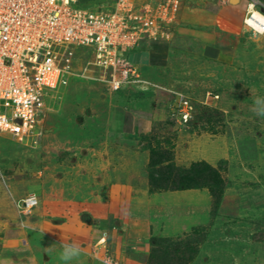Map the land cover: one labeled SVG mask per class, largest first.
Returning a JSON list of instances; mask_svg holds the SVG:
<instances>
[{
	"label": "rangeland",
	"instance_id": "374dc122",
	"mask_svg": "<svg viewBox=\"0 0 264 264\" xmlns=\"http://www.w3.org/2000/svg\"><path fill=\"white\" fill-rule=\"evenodd\" d=\"M180 3L140 43L166 42L163 65L128 57L148 85L114 92L71 79L43 91L32 133H0V264H264V115L254 110L264 106V34L244 24L248 0ZM60 51L73 52L75 69L91 60L86 48ZM179 95L194 105L187 126L171 116ZM136 111L149 123L131 136L123 119ZM194 163L219 172L221 200L172 187V170ZM27 197L36 204L23 215Z\"/></svg>",
	"mask_w": 264,
	"mask_h": 264
},
{
	"label": "built area",
	"instance_id": "2783aa9c",
	"mask_svg": "<svg viewBox=\"0 0 264 264\" xmlns=\"http://www.w3.org/2000/svg\"><path fill=\"white\" fill-rule=\"evenodd\" d=\"M248 1L244 24L264 34V23L246 20L252 18V10L264 17L258 9L261 3ZM180 4V0H114L110 9L98 10L79 6L78 0H0V133L19 139L32 133L39 123L43 91L67 85L71 79L99 81L114 92L148 85L128 53L174 22ZM68 46L86 48L91 55L82 70L72 65V51L68 57L60 51ZM92 69L100 74L88 75ZM193 112L192 101L179 95L171 116L187 126ZM35 204V198L27 197L17 201V210L27 215ZM102 260L119 264L110 257Z\"/></svg>",
	"mask_w": 264,
	"mask_h": 264
},
{
	"label": "trees",
	"instance_id": "16d2710c",
	"mask_svg": "<svg viewBox=\"0 0 264 264\" xmlns=\"http://www.w3.org/2000/svg\"><path fill=\"white\" fill-rule=\"evenodd\" d=\"M78 5H80L78 0ZM258 9L264 13V9L262 7H258ZM176 172L175 174L173 172ZM173 173V174H172ZM172 177L170 176L169 182H172V187L175 189H191V188H201L208 187L213 192L217 193L220 191L219 198L220 200L223 198L224 192L222 191L224 186L219 175V172L212 168L211 166L206 165V163L193 164V166L186 170H172ZM169 178V177H168ZM169 180V179H166ZM157 187H163V185H156ZM219 200V204H220Z\"/></svg>",
	"mask_w": 264,
	"mask_h": 264
},
{
	"label": "crops",
	"instance_id": "0c3cea01",
	"mask_svg": "<svg viewBox=\"0 0 264 264\" xmlns=\"http://www.w3.org/2000/svg\"><path fill=\"white\" fill-rule=\"evenodd\" d=\"M166 42L159 40L146 41L139 44L136 49L128 53V57L132 53H137L145 58L151 66L163 65L166 57ZM129 60V59H128ZM149 120L144 112L126 113L123 119V131L131 136H137L140 132H144L148 126Z\"/></svg>",
	"mask_w": 264,
	"mask_h": 264
},
{
	"label": "bare ground",
	"instance_id": "6f19581e",
	"mask_svg": "<svg viewBox=\"0 0 264 264\" xmlns=\"http://www.w3.org/2000/svg\"><path fill=\"white\" fill-rule=\"evenodd\" d=\"M254 12L253 16L251 19L253 20H249V18H247V23H250V24H253V25H256V24H260L261 23H264V17L261 13H258L256 10H252ZM259 26V25H258Z\"/></svg>",
	"mask_w": 264,
	"mask_h": 264
},
{
	"label": "clouds",
	"instance_id": "9594fccd",
	"mask_svg": "<svg viewBox=\"0 0 264 264\" xmlns=\"http://www.w3.org/2000/svg\"><path fill=\"white\" fill-rule=\"evenodd\" d=\"M262 102L260 100L257 101V105H261ZM258 115H264V106H259L256 109H254ZM72 253L65 252V257H69Z\"/></svg>",
	"mask_w": 264,
	"mask_h": 264
}]
</instances>
